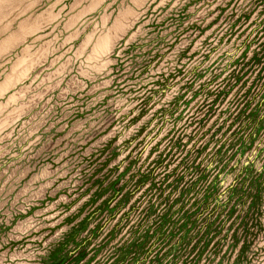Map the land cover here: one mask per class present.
<instances>
[{
    "label": "rangeland",
    "instance_id": "1",
    "mask_svg": "<svg viewBox=\"0 0 264 264\" xmlns=\"http://www.w3.org/2000/svg\"><path fill=\"white\" fill-rule=\"evenodd\" d=\"M262 167L264 0H0V264H264Z\"/></svg>",
    "mask_w": 264,
    "mask_h": 264
},
{
    "label": "trees",
    "instance_id": "2",
    "mask_svg": "<svg viewBox=\"0 0 264 264\" xmlns=\"http://www.w3.org/2000/svg\"><path fill=\"white\" fill-rule=\"evenodd\" d=\"M262 174L264 175V167H262ZM261 178H263V177H261ZM260 182V180H257V181H255V186L257 187H255V190H256V192L253 194L254 195V197L253 198H251V201H250V206H249V208L251 207V208H253V207H256L257 206V200L258 199H261V195H260V193H259V187L261 186V183H259ZM256 183H257V185H256ZM235 194L236 193H234V196H232L231 198H233V197H235ZM230 198V199H231ZM235 208V202L232 204V206L230 207V214H228V216H230V215H232L233 214V212L236 210V209H234ZM186 226H187V222H186ZM219 228V227H218ZM207 235V234H206ZM151 238V237H150ZM149 237H146L144 240H143V238L141 239V241L139 242V243H137L138 245H140V247L141 246H143V245H145L146 244V242H145V240L146 239H150ZM212 238V237H211ZM209 241H210V239L208 240V243H209ZM208 243H206L205 244V246H204V249L207 247V245H208ZM245 247H246V245H245V243H243L242 244V246H241V248H240V256L241 255H243V252H244V250H245ZM203 249V250H204ZM124 259V258H123Z\"/></svg>",
    "mask_w": 264,
    "mask_h": 264
}]
</instances>
